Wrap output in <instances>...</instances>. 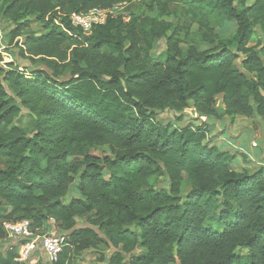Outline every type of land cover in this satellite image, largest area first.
Here are the masks:
<instances>
[{
	"label": "trees",
	"instance_id": "obj_1",
	"mask_svg": "<svg viewBox=\"0 0 264 264\" xmlns=\"http://www.w3.org/2000/svg\"><path fill=\"white\" fill-rule=\"evenodd\" d=\"M135 1L0 0V19L15 27L11 43L21 38L20 56L47 68L29 78L2 66L0 53L4 219L35 229L55 220L69 238L57 264L99 245L117 251L100 264H264V167L233 171L237 155L218 148L208 123L256 117L264 128V47L251 45L256 28L264 34V0H152L158 17L120 15L90 35L68 19ZM180 1L206 8L208 49L185 50L181 28L165 21ZM31 19L42 34L30 31ZM214 23L233 30L216 34ZM162 39L167 50L155 58ZM190 104L206 119L201 127L156 122ZM165 176L168 189L158 188ZM73 188L78 196L65 203ZM79 220L88 227L77 229ZM3 226L0 217V243ZM138 248L146 255L132 256Z\"/></svg>",
	"mask_w": 264,
	"mask_h": 264
},
{
	"label": "rangeland",
	"instance_id": "obj_2",
	"mask_svg": "<svg viewBox=\"0 0 264 264\" xmlns=\"http://www.w3.org/2000/svg\"><path fill=\"white\" fill-rule=\"evenodd\" d=\"M248 5H252V1H249ZM150 8L153 11H149ZM171 15L169 18H165V21L171 23L173 27L181 28V33L179 39L181 41V46L185 50L189 46H197L201 50L209 48V45L202 42L200 35V25L204 21V13H206V8L203 7L199 9L197 6L194 9L188 8L186 1H180L173 3L171 6ZM117 16L120 15H137V16H149L156 18L159 16V11L153 4L152 0H136L131 4H123L119 6L116 10ZM32 20V25L30 31L36 34H42L43 26L37 23L34 19ZM215 27L216 34L230 35L233 30L231 24H213ZM14 26L0 19V53L3 57L2 66L13 63L16 68L21 72H26V75L30 78L31 70H47L46 66L42 63H33L27 59H23L20 56V46L22 44V39H17L11 43L10 35L14 30ZM90 35V34H88ZM261 42L264 47V34L262 30L258 27L256 28V34L251 45H256ZM167 50V42L165 39L160 40L155 47L154 55L158 58L165 54ZM264 56V52H263ZM216 108L219 114H223L222 110L224 108L222 104V97L216 100ZM24 119L21 121V125L27 126V121L29 120L28 113L24 111ZM182 117L181 121H177L179 117ZM156 122L160 123L162 126L172 125L175 128H183L186 126H193L195 128L201 127L202 124L206 123V119L198 116L194 111L193 105L190 104L184 113H174L166 111L164 113H159L156 117ZM211 137H213L214 143L217 144L220 150H230L233 154L237 155L234 162L231 164V169L236 172L247 171L248 173H254L260 168L264 167V128L262 121L259 118H245L237 117L233 121L230 119L222 120H209ZM109 153V151H107ZM7 166V160L5 157L0 159V170ZM158 188L168 189V179L161 177L156 182ZM191 190V186L185 183L183 189V195L185 196ZM78 196V191L73 188L71 194H69L65 199V203H69L72 198ZM9 213V208L6 205H0V217L3 218V223L7 222L4 217ZM83 227H88L85 224V220H79L77 222V229ZM101 238L104 239V235L98 229H95ZM55 234H61V231L56 228L54 230ZM64 233V232H63ZM67 234V233H64ZM117 251L112 249L105 251L103 245H99L96 249L91 248L89 250L79 252L77 250L72 251L70 256V261L72 264H100L102 258L105 261L116 253ZM240 252L246 254V250H241ZM146 251L142 248H138L137 251L132 255L134 257H140L146 255ZM16 250L10 246L8 243H0V264H33L31 262L19 263L16 262ZM130 256H126V260H129ZM46 259L44 255H40L39 261L34 264H45Z\"/></svg>",
	"mask_w": 264,
	"mask_h": 264
},
{
	"label": "built area",
	"instance_id": "obj_3",
	"mask_svg": "<svg viewBox=\"0 0 264 264\" xmlns=\"http://www.w3.org/2000/svg\"><path fill=\"white\" fill-rule=\"evenodd\" d=\"M121 5L110 9H93L87 13L75 12L69 15L68 19L72 27L89 34L94 27L104 25L108 19L117 18L116 10ZM56 24L60 25L59 22ZM64 31L70 34L65 29ZM3 228L7 234L3 243L10 244L16 250V261L19 263H37L42 254L46 259L45 264H57L64 249L69 246V238L66 234L54 233L56 222L53 219L45 226L36 229L29 220L6 223Z\"/></svg>",
	"mask_w": 264,
	"mask_h": 264
}]
</instances>
